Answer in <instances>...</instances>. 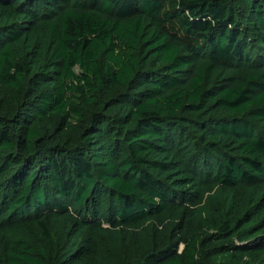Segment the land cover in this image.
I'll use <instances>...</instances> for the list:
<instances>
[{"label": "trees", "instance_id": "trees-1", "mask_svg": "<svg viewBox=\"0 0 264 264\" xmlns=\"http://www.w3.org/2000/svg\"><path fill=\"white\" fill-rule=\"evenodd\" d=\"M0 264H264V0H0Z\"/></svg>", "mask_w": 264, "mask_h": 264}]
</instances>
